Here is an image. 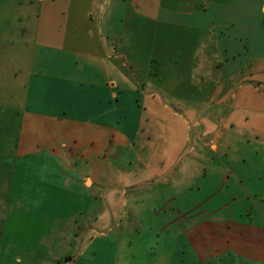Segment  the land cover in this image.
Masks as SVG:
<instances>
[{"label":"crops","instance_id":"0c3cea01","mask_svg":"<svg viewBox=\"0 0 264 264\" xmlns=\"http://www.w3.org/2000/svg\"><path fill=\"white\" fill-rule=\"evenodd\" d=\"M30 1L25 108L61 137L45 158L79 157L59 169L72 198L91 202L65 264H264V207L232 199L237 184L189 182L197 148L185 129L189 112L205 122L204 149L260 134L264 0ZM140 131L142 162L109 166ZM164 192L171 211L149 199Z\"/></svg>","mask_w":264,"mask_h":264},{"label":"rangeland","instance_id":"374dc122","mask_svg":"<svg viewBox=\"0 0 264 264\" xmlns=\"http://www.w3.org/2000/svg\"><path fill=\"white\" fill-rule=\"evenodd\" d=\"M32 3L0 0V264H58V258L62 259L60 264H65L67 257L79 252L73 237L90 225L91 202L86 201L84 208V201L72 198V189L59 169L73 168L79 157L45 158L53 153V146L59 145L56 142L61 137L56 133L52 137L42 134V128L32 125V112L25 108L23 84L35 38L28 14ZM188 115V148H197L193 151L197 172L189 182L205 188L237 184L240 191L232 199L238 197L250 200L256 208L264 207V124L258 127L259 135L222 137L219 148L204 149L195 136H199L205 122L193 112ZM230 129L237 132L236 126ZM143 134L140 131L129 149L120 147L119 156L108 153L104 158L108 165L126 170L130 162L141 163L134 157L141 151ZM132 147L134 155L130 152ZM48 167L53 172L50 175L46 174ZM152 182H157V176ZM166 194L149 199L151 203L160 201L161 209L171 211L174 202ZM66 195L72 205L67 203Z\"/></svg>","mask_w":264,"mask_h":264}]
</instances>
